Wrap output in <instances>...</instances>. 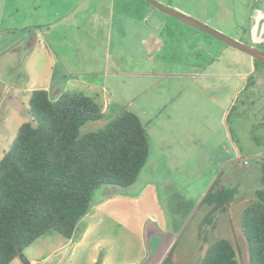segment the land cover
Segmentation results:
<instances>
[{
	"label": "rangeland",
	"instance_id": "obj_1",
	"mask_svg": "<svg viewBox=\"0 0 264 264\" xmlns=\"http://www.w3.org/2000/svg\"><path fill=\"white\" fill-rule=\"evenodd\" d=\"M153 1L264 52V0ZM39 89L50 100L81 91L103 121L134 112L149 156L130 187L93 193L71 240L51 232L17 260L199 264L212 240L226 238L247 264L238 223L263 187L264 65L142 0H0V159L31 121L27 103ZM211 186L234 192L202 225Z\"/></svg>",
	"mask_w": 264,
	"mask_h": 264
},
{
	"label": "trees",
	"instance_id": "obj_2",
	"mask_svg": "<svg viewBox=\"0 0 264 264\" xmlns=\"http://www.w3.org/2000/svg\"><path fill=\"white\" fill-rule=\"evenodd\" d=\"M27 113L31 121L18 128L0 159V264L21 258L24 249L51 232L71 240L93 193L103 186L130 187L149 156L146 127L137 114L121 110L103 121L101 106L81 91L50 100L46 90H33ZM100 121V128L80 132L86 123ZM261 181L263 187L239 216L247 264H264V165ZM233 192L223 187L213 192L210 187L203 203L211 207L202 225L226 211ZM162 264H170V258ZM199 264L240 262L235 245L217 238L207 245Z\"/></svg>",
	"mask_w": 264,
	"mask_h": 264
},
{
	"label": "water",
	"instance_id": "obj_3",
	"mask_svg": "<svg viewBox=\"0 0 264 264\" xmlns=\"http://www.w3.org/2000/svg\"><path fill=\"white\" fill-rule=\"evenodd\" d=\"M146 3H148L149 5H151L152 7H154L155 9H157L158 11L171 16L173 18H175L176 20L191 26L209 36H211L212 38L226 44L229 47L235 48L247 55H249L250 57H252L254 60H257L259 62L264 63V52L254 48V47H250V46H246V45H242L228 37H225L215 31H213L212 29L208 28L207 26L197 22L196 20L185 16L175 10H171L169 8L163 7L159 4H157L156 2H154L153 0H142Z\"/></svg>",
	"mask_w": 264,
	"mask_h": 264
},
{
	"label": "crops",
	"instance_id": "obj_4",
	"mask_svg": "<svg viewBox=\"0 0 264 264\" xmlns=\"http://www.w3.org/2000/svg\"><path fill=\"white\" fill-rule=\"evenodd\" d=\"M180 22V21H179ZM182 23V22H181ZM184 24V23H183ZM186 25V24H185ZM161 26H163L162 24H156L155 23V27H161ZM191 27V26H190ZM156 42H159V38L158 37H156L155 38V43ZM186 61H188V60H186ZM228 70V69H227ZM233 70V69H232ZM233 72V71H232ZM230 76L231 77H234V75H233V73H231L230 74ZM227 86H229V85H227ZM58 93V92H57ZM60 95V94H59ZM96 98H97V96H96ZM104 98H106L108 101L110 100L111 101V97L110 98H107L106 96H104ZM101 111H102V109H101ZM103 112V111H102ZM104 113V112H103ZM105 115H106V113H104ZM155 119H156V117H155ZM222 153V151L221 150H218V148L216 149V152H213L214 154L215 153ZM33 262L32 261H30V262H28V264H32ZM10 264H25L21 259H19V260H17V258L16 259H14Z\"/></svg>",
	"mask_w": 264,
	"mask_h": 264
},
{
	"label": "flooded vegetation",
	"instance_id": "obj_5",
	"mask_svg": "<svg viewBox=\"0 0 264 264\" xmlns=\"http://www.w3.org/2000/svg\"><path fill=\"white\" fill-rule=\"evenodd\" d=\"M263 52V51H262Z\"/></svg>",
	"mask_w": 264,
	"mask_h": 264
}]
</instances>
